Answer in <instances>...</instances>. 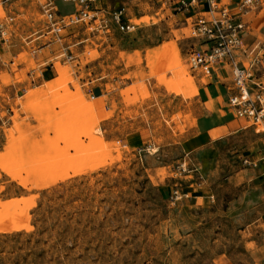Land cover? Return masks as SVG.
Instances as JSON below:
<instances>
[{"label": "rangeland", "instance_id": "rangeland-1", "mask_svg": "<svg viewBox=\"0 0 264 264\" xmlns=\"http://www.w3.org/2000/svg\"><path fill=\"white\" fill-rule=\"evenodd\" d=\"M146 1L139 29L109 37L82 25L46 36L44 0L0 3V85H45L17 99L26 116L14 108L0 157L26 189L0 200V264H214L219 254L264 264V134L242 120L223 140L191 138L206 71L189 52L201 41L186 16Z\"/></svg>", "mask_w": 264, "mask_h": 264}, {"label": "built area", "instance_id": "built-area-1", "mask_svg": "<svg viewBox=\"0 0 264 264\" xmlns=\"http://www.w3.org/2000/svg\"><path fill=\"white\" fill-rule=\"evenodd\" d=\"M13 0H0L8 4ZM70 3L73 11L60 15L57 2ZM44 0L41 13L46 36H57L63 29L85 26L90 31H100L104 37L113 33L131 34L140 26L133 22L140 0ZM159 9L171 10L176 16H186L192 38H199L200 47H191L189 61L192 67H202L206 73L213 67L227 69L231 88L227 104L236 116L242 118L264 134V82L257 73L264 74V41L246 44L251 36V18L264 7V0H148ZM6 23L0 22V42L6 43ZM72 59V56L69 57ZM257 128H260L257 130ZM264 165V149L258 158ZM244 163L256 166L257 160L244 158ZM185 170V161L177 166ZM170 198L178 196L173 190Z\"/></svg>", "mask_w": 264, "mask_h": 264}, {"label": "crops", "instance_id": "crops-1", "mask_svg": "<svg viewBox=\"0 0 264 264\" xmlns=\"http://www.w3.org/2000/svg\"><path fill=\"white\" fill-rule=\"evenodd\" d=\"M61 2V1H59ZM57 2V7L58 3ZM63 3V2H61ZM257 12V14L261 13ZM254 15L251 18L250 26L252 28L251 36L245 37L246 44L250 45L254 42L264 41V15ZM263 39L259 40L258 36ZM257 78L264 82V74L257 73ZM204 83H199L198 90L195 95V121L191 128L193 140L200 146L208 145L227 138L239 132L242 126V118L236 116L234 110L228 106L227 99L231 88V76L227 69L220 66L213 67L204 75ZM27 89H45V85H0V113L6 111V116H0V157L6 156L8 151V135L7 130L13 127L11 117L14 115V108L21 118L26 116V113L21 111V104L16 101L21 98ZM102 94L95 93L90 97L95 100ZM101 108H96V113L99 118L105 116V102L102 100ZM98 106V105H96ZM27 121L31 127L37 126L38 122L29 116ZM100 126L105 128L104 118L100 120ZM41 133L32 130V138H39ZM262 163V162H261ZM263 164V163H262ZM257 165V164H256ZM259 169V176L256 179H264V165ZM101 169L99 167L97 170ZM88 173L91 171H87ZM83 174V173H81ZM81 174L73 175L70 178L81 176ZM264 183V181H262ZM26 189L17 180L12 179L0 168V200H10L23 196ZM31 193L39 192L37 189H30ZM188 197V194L185 195ZM196 197V196H195ZM264 224V223H263ZM214 264H237L236 261L228 254H219L215 258Z\"/></svg>", "mask_w": 264, "mask_h": 264}, {"label": "bare ground", "instance_id": "bare-ground-1", "mask_svg": "<svg viewBox=\"0 0 264 264\" xmlns=\"http://www.w3.org/2000/svg\"><path fill=\"white\" fill-rule=\"evenodd\" d=\"M181 71H182V70H181ZM185 80H186L185 77L182 78L181 81H180V83L183 82V81H185ZM186 82H187V81H186ZM183 83H184V82H183ZM188 84H189V82H188ZM191 88H192V87H191ZM190 90H191V89H190ZM192 91H193V90H192ZM192 91H190V92H192Z\"/></svg>", "mask_w": 264, "mask_h": 264}]
</instances>
